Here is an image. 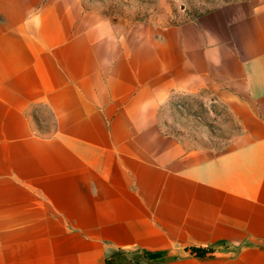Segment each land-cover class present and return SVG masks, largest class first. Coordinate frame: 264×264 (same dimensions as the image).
Here are the masks:
<instances>
[{
    "label": "crops",
    "instance_id": "1",
    "mask_svg": "<svg viewBox=\"0 0 264 264\" xmlns=\"http://www.w3.org/2000/svg\"><path fill=\"white\" fill-rule=\"evenodd\" d=\"M205 90L237 123L227 146L162 127L171 94ZM134 255L264 264V0L163 27L0 0V264Z\"/></svg>",
    "mask_w": 264,
    "mask_h": 264
},
{
    "label": "rangeland",
    "instance_id": "2",
    "mask_svg": "<svg viewBox=\"0 0 264 264\" xmlns=\"http://www.w3.org/2000/svg\"><path fill=\"white\" fill-rule=\"evenodd\" d=\"M118 24L145 21L156 26L180 23L228 3L246 0H81ZM211 91L171 94L160 106L162 127L187 144L227 146L237 130L229 109ZM139 257V258H138ZM144 258L134 255L133 262Z\"/></svg>",
    "mask_w": 264,
    "mask_h": 264
},
{
    "label": "trees",
    "instance_id": "3",
    "mask_svg": "<svg viewBox=\"0 0 264 264\" xmlns=\"http://www.w3.org/2000/svg\"><path fill=\"white\" fill-rule=\"evenodd\" d=\"M197 253H198V254H202V251H201V250H197Z\"/></svg>",
    "mask_w": 264,
    "mask_h": 264
}]
</instances>
